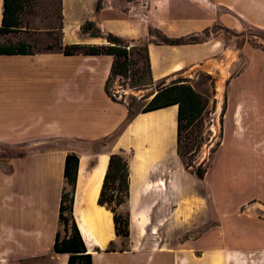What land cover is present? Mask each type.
<instances>
[{
    "label": "crops",
    "instance_id": "crops-1",
    "mask_svg": "<svg viewBox=\"0 0 264 264\" xmlns=\"http://www.w3.org/2000/svg\"><path fill=\"white\" fill-rule=\"evenodd\" d=\"M60 16L62 45L107 44L81 34L86 20L147 39L159 88L230 56L225 38L207 34L214 24L264 30V0H60ZM150 28L196 40H150ZM239 56L245 64L223 94L224 155L201 179L178 153L177 104L128 119L110 97L111 54H0V264H67L53 243L68 153L78 156L72 213L92 264H264V52L242 46ZM112 153L128 160L127 238L97 202Z\"/></svg>",
    "mask_w": 264,
    "mask_h": 264
},
{
    "label": "rangeland",
    "instance_id": "rangeland-1",
    "mask_svg": "<svg viewBox=\"0 0 264 264\" xmlns=\"http://www.w3.org/2000/svg\"><path fill=\"white\" fill-rule=\"evenodd\" d=\"M20 26L22 31H15L0 40L6 44L23 40L31 51L57 49L60 38V0H30L21 11ZM210 33L220 34L225 38L231 47L230 56L215 60L207 68L197 67L190 73H182L175 79H185L205 103L204 110L184 128L180 138V157L193 168L197 165L206 168L212 159L214 161L218 155H224L225 148L220 146L225 111L223 94L229 80L239 73L245 64V59L239 56L240 48L245 46L264 52V30L244 25L240 31H229L219 24H214L207 31V34ZM151 39L160 40L161 34L153 31ZM147 41L141 39L125 42L130 51L127 70L113 77L109 83L110 91L135 113L148 104L151 99L149 95L158 87V84L152 83L147 71L145 51ZM258 68V64L252 66V72ZM148 82L150 84H143ZM113 138H108L105 142L111 143ZM196 180L199 185L203 183V180ZM125 210L126 205L118 208L120 213H124ZM60 233L64 234L62 225Z\"/></svg>",
    "mask_w": 264,
    "mask_h": 264
},
{
    "label": "trees",
    "instance_id": "trees-1",
    "mask_svg": "<svg viewBox=\"0 0 264 264\" xmlns=\"http://www.w3.org/2000/svg\"><path fill=\"white\" fill-rule=\"evenodd\" d=\"M30 0H3L2 18L0 24V39L5 34L22 31L20 29V14L24 6ZM99 8V2L96 9ZM61 17V16H60ZM61 21V18H60ZM60 28V26H59ZM81 34L90 36L103 37L107 44L101 45H82L70 44L62 45L57 42L58 51L65 54L86 53L97 54L107 53L113 56V61L110 67V72L106 80V91L114 100L112 92L109 89V83L113 77L121 75L127 70L128 57L130 54L129 48L125 42L126 39L110 32H103L93 21L86 20L80 27ZM157 31L150 28L149 32ZM194 41L196 37L184 38H169L161 34L160 41L167 44H177L184 41ZM147 43L145 44L146 51V66L150 76V67L147 53ZM53 51V50H46ZM39 51H31L28 49V44L23 40H17L12 44H6L0 40V54L6 53H34ZM151 78V77H150ZM144 85L150 84L143 83ZM156 92H152L149 96L151 99L148 104L140 111L152 110L170 104H177V134H178V153L181 133L186 126L191 124L196 115L200 114L205 107L200 95L192 88V86L183 80H174L169 85L156 88ZM120 101V100H118ZM137 113V112H136ZM128 107L127 118L131 119L135 114ZM180 154V153H179ZM188 168L198 178H203L206 168H201L197 165L195 168L184 162ZM78 156L75 153H68L64 161V177L68 184V188L64 189L60 198L59 205V224L63 226L64 234L60 231L56 233L53 248L57 252H67V264H92L91 254L86 252V246L81 237L79 229L73 218L72 207L74 197V187L77 176ZM129 196V170L128 160L125 156L119 153H112L108 160V166L103 177L102 186L97 199L99 205L105 206L112 212L114 232L117 236L127 238L130 234L129 211L126 209L124 213L118 211L119 206L126 205ZM110 246L109 249H112Z\"/></svg>",
    "mask_w": 264,
    "mask_h": 264
},
{
    "label": "built area",
    "instance_id": "built-area-1",
    "mask_svg": "<svg viewBox=\"0 0 264 264\" xmlns=\"http://www.w3.org/2000/svg\"><path fill=\"white\" fill-rule=\"evenodd\" d=\"M142 2L143 5L148 4L149 0H140ZM128 48V46H127ZM112 96L115 97L116 100H119L118 96L112 92Z\"/></svg>",
    "mask_w": 264,
    "mask_h": 264
}]
</instances>
